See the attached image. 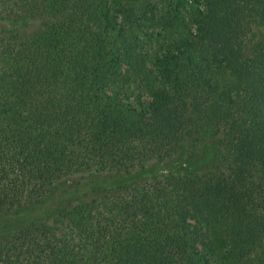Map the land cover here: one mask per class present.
Listing matches in <instances>:
<instances>
[{
	"label": "trees",
	"instance_id": "1",
	"mask_svg": "<svg viewBox=\"0 0 264 264\" xmlns=\"http://www.w3.org/2000/svg\"><path fill=\"white\" fill-rule=\"evenodd\" d=\"M62 187L0 264H264V0H0V215Z\"/></svg>",
	"mask_w": 264,
	"mask_h": 264
},
{
	"label": "rangeland",
	"instance_id": "2",
	"mask_svg": "<svg viewBox=\"0 0 264 264\" xmlns=\"http://www.w3.org/2000/svg\"><path fill=\"white\" fill-rule=\"evenodd\" d=\"M162 169L164 170L168 169L175 173H179L182 171V167H179L178 165H170ZM99 184H102V183H100V181H96L93 185L98 186ZM111 185H113L111 182L102 184V186L104 187H109ZM89 186L90 184L87 185V187ZM78 192L79 190L73 187H68V188L62 187V188H59L57 192L54 195H52L50 198L41 202V204H39V206L34 208L33 211H28V212L24 211V212H19V213L10 212V213L1 214L0 215V233L7 232L11 229H14L20 226L25 221V219L28 218L29 216H32L34 219L36 216L41 215L42 213H46L56 203L62 201L63 199L72 197Z\"/></svg>",
	"mask_w": 264,
	"mask_h": 264
}]
</instances>
